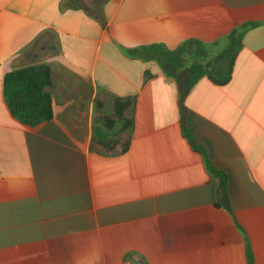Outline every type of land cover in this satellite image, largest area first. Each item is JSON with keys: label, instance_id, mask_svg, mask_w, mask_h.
Segmentation results:
<instances>
[{"label": "crops", "instance_id": "0c3cea01", "mask_svg": "<svg viewBox=\"0 0 264 264\" xmlns=\"http://www.w3.org/2000/svg\"><path fill=\"white\" fill-rule=\"evenodd\" d=\"M0 264H264V0H0Z\"/></svg>", "mask_w": 264, "mask_h": 264}, {"label": "trees", "instance_id": "16d2710c", "mask_svg": "<svg viewBox=\"0 0 264 264\" xmlns=\"http://www.w3.org/2000/svg\"><path fill=\"white\" fill-rule=\"evenodd\" d=\"M255 25H257V23H251L236 28L229 35L217 42L215 46L206 43H183L174 52L177 57L174 59L175 69H173L172 73V76L178 83L181 97L184 96L196 80L203 75L211 76L218 83L225 84L230 78L235 54L240 47L241 38L244 32ZM30 72L33 73L32 70H30ZM24 73L28 74L29 70L21 71V74ZM14 74L15 73H12L9 76L12 77L13 80L15 79L13 77ZM16 83V85H21V82L18 80ZM34 87L35 85L32 83H28V86L25 89L22 85L11 98V106H13V110L17 112L16 115L19 118H23L24 120H36V112H34L35 107H33V109H30L31 106L25 107L30 102L35 103L36 101ZM41 99L42 101L44 100V98H40V100ZM48 110L49 104L46 102L42 111L45 114ZM35 123L36 122L34 121L33 125ZM212 172L213 174H217V171L215 170Z\"/></svg>", "mask_w": 264, "mask_h": 264}]
</instances>
